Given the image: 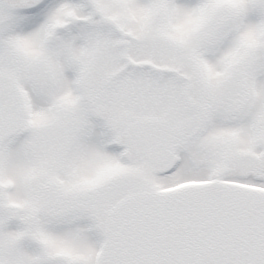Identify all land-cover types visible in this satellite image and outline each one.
<instances>
[{"label": "snow or ice", "instance_id": "snow-or-ice-1", "mask_svg": "<svg viewBox=\"0 0 264 264\" xmlns=\"http://www.w3.org/2000/svg\"><path fill=\"white\" fill-rule=\"evenodd\" d=\"M0 264H264V0H0Z\"/></svg>", "mask_w": 264, "mask_h": 264}]
</instances>
